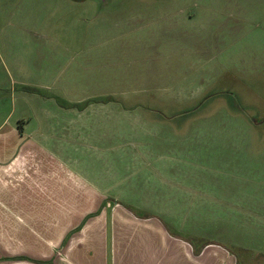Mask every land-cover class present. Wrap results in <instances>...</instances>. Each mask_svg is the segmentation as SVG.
<instances>
[{
  "label": "crops",
  "instance_id": "1",
  "mask_svg": "<svg viewBox=\"0 0 264 264\" xmlns=\"http://www.w3.org/2000/svg\"><path fill=\"white\" fill-rule=\"evenodd\" d=\"M2 78L0 264H264V181L241 178L254 139L212 134L221 109L150 120L61 88L71 101L42 102L51 83L8 109Z\"/></svg>",
  "mask_w": 264,
  "mask_h": 264
},
{
  "label": "rangeland",
  "instance_id": "2",
  "mask_svg": "<svg viewBox=\"0 0 264 264\" xmlns=\"http://www.w3.org/2000/svg\"><path fill=\"white\" fill-rule=\"evenodd\" d=\"M2 76L8 109L26 97L25 83L52 84L39 90L42 102L71 101L61 88L150 120L221 109L211 133L253 138L244 156L258 167L241 178L264 181V0H0Z\"/></svg>",
  "mask_w": 264,
  "mask_h": 264
},
{
  "label": "trees",
  "instance_id": "3",
  "mask_svg": "<svg viewBox=\"0 0 264 264\" xmlns=\"http://www.w3.org/2000/svg\"><path fill=\"white\" fill-rule=\"evenodd\" d=\"M73 1H83V0H73ZM114 102V101H113ZM115 103V102H114ZM125 110H127V109H125ZM158 110H161L162 112H163V110L162 109H160V108H158Z\"/></svg>",
  "mask_w": 264,
  "mask_h": 264
}]
</instances>
